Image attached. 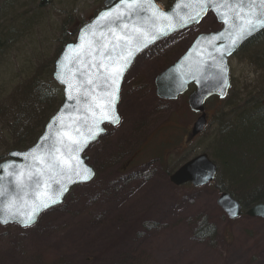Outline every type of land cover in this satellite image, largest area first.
Returning a JSON list of instances; mask_svg holds the SVG:
<instances>
[{"label": "rangeland", "instance_id": "374dc122", "mask_svg": "<svg viewBox=\"0 0 264 264\" xmlns=\"http://www.w3.org/2000/svg\"><path fill=\"white\" fill-rule=\"evenodd\" d=\"M24 1L17 0L15 6L22 7ZM99 3L38 0L43 21L31 33L20 34L25 36L21 37L22 46L11 45L14 50L18 46L13 63L24 67L25 56L34 50L32 72L44 79L45 64H51L55 51L62 46L61 36H71L79 23L95 14ZM217 29L219 25L208 15L198 26L175 34L137 59L122 88V94L126 93L127 83H135L136 93L128 98L129 102L121 94L120 124L107 127L105 137L85 152L97 172L96 178L74 188L63 206L44 214L35 226L23 230L0 226V264H264V221L245 217L228 221L215 209L220 192L215 191L214 184L188 190L174 188L168 181L167 172L172 173L194 155L210 154L208 139L217 128L221 108L208 104L210 124L183 151L192 145L185 157L179 149L184 141L164 155L163 142L156 137L164 133L162 128L170 124L174 128L169 131L179 137L178 131L172 130L177 126L184 134L195 118L183 109L185 98L164 105L145 90L150 80L173 63L197 35ZM253 50L244 48L228 62L232 87L228 99L237 98L240 105L252 102L258 90L264 88V72L249 67ZM16 66L14 72L0 68V95L5 92L4 99L12 95V88H17L22 79L29 81L26 73L18 74ZM164 108L168 111L160 116ZM222 109L227 111L226 107ZM171 141L174 143L176 138ZM138 149L132 168L119 171L127 156ZM6 155L0 150V161ZM204 218L212 220L216 234L213 240L197 241L195 224Z\"/></svg>", "mask_w": 264, "mask_h": 264}, {"label": "water", "instance_id": "95a60500", "mask_svg": "<svg viewBox=\"0 0 264 264\" xmlns=\"http://www.w3.org/2000/svg\"><path fill=\"white\" fill-rule=\"evenodd\" d=\"M117 5L118 0H105L103 9L86 25L93 24L101 13L110 9L112 18H114ZM249 7L251 5L245 3L243 10L246 12ZM254 7L264 11V5L256 3ZM153 9H158L160 13H168L169 15L167 18L156 16V23L153 26L151 23V18L154 16ZM137 12L138 14L129 19L119 21L120 28L111 26V31L117 36L123 35L120 29L127 28L140 37L139 41L132 44L133 54L130 57V62L122 74H119L118 78L115 79V83L112 82L111 78L116 76L117 66H122L127 58L128 42L120 40L121 47L113 50L109 46L108 30L103 31L105 39L100 41L95 53L96 62L98 64L111 63V61L101 60L102 54H111L116 62L106 73L104 68L99 70L109 77L107 83L103 77L93 76L96 83L100 85V88L93 93L75 90L78 82L86 80V76L84 75L85 70L79 64L70 62L81 49L68 47L69 45H80L81 48L87 49L91 38L85 36L83 40L81 39V29H84L86 25L79 29L75 42L63 48L54 63L52 75L55 82L63 88L64 101L62 105L49 119L42 135L32 147L24 152H11L5 161L0 162V165H4L3 168H0V226L16 224L22 228L30 227L37 221L41 213L60 204L70 187L92 180L93 171L86 165L87 159L82 158V154L104 133V125L116 126L119 123V121L112 123L108 119H102L104 115L102 109L107 107L109 114L117 115L123 78L137 56L143 51L179 31L198 25L208 13H211L217 23L221 25V29L215 33L199 35L187 51L155 79L156 95L162 100H175L186 91L188 85L193 84L195 86V91L188 98V107L191 112L199 114L190 133L191 137H195L203 131L207 122V116L203 111L206 101L213 96L219 99L226 96L229 87L228 58L248 39L264 30V27L256 28L233 46L231 36L239 31L235 25L241 23V5L238 0H233L231 4L228 3V0H219L218 5L213 3L211 6L206 5L204 0H199V3L195 0H175L172 6L164 12L152 0L151 4L145 2L137 9ZM197 13H199L198 16ZM234 13L235 15H233ZM191 16H197V18L189 20L188 18ZM185 20L188 22L185 23ZM97 23L102 25L104 20L101 19ZM133 25L137 26L135 30ZM145 30H150L152 33L164 31V34L157 35L156 39L146 42L150 37L145 35ZM101 34L100 31L96 33L97 37ZM111 42L116 43V41ZM136 48L139 50H135ZM117 56L120 57L119 60H116ZM104 89L115 91V100L110 105L105 104V101H110L111 97L108 95V91H104ZM70 95L73 97L71 100L68 99ZM77 97L79 98L77 99ZM54 118L56 119L54 120ZM100 129L102 131H99ZM93 133H95V137L89 139ZM46 135L48 139L42 140L41 138ZM61 137L64 140L63 145L59 143ZM72 141L77 143L72 145L73 150L69 153L68 146L71 145ZM37 145H42V147H36ZM52 146L55 149H61L60 152L54 151L53 155L65 168L64 175H60L59 170L41 173L40 168L36 167L42 157H47ZM13 153L21 155L13 156ZM22 154H27V157ZM69 156L71 157L70 163L74 166L71 171H68L64 164ZM40 167L45 166L41 165ZM30 170L31 173L39 176V187H37L35 180H28ZM18 173L23 175V182ZM83 176L89 178L83 179ZM214 176L215 166L205 154H201L180 167L170 176L169 181L176 187L189 183L194 188H198L212 182ZM57 197L59 202L50 203ZM44 202H49V206L46 208L39 207L31 224L24 226L23 221L27 215ZM216 204L228 219L233 220L239 217L240 207L228 194H221ZM245 215L264 220V205L252 207Z\"/></svg>", "mask_w": 264, "mask_h": 264}, {"label": "trees", "instance_id": "16d2710c", "mask_svg": "<svg viewBox=\"0 0 264 264\" xmlns=\"http://www.w3.org/2000/svg\"><path fill=\"white\" fill-rule=\"evenodd\" d=\"M154 1L168 8L174 0ZM16 3L17 0H4L0 5V68L6 67L9 71L15 68L16 62L13 61L17 59L12 58L18 55L11 45L19 44L20 34L28 24L40 26L43 21L38 0H25L19 8L15 6ZM102 4L103 0H100L96 12L101 10ZM8 20H12L9 26L5 25ZM73 37L64 39L53 61L46 67L44 79L34 76L33 65L24 70L21 63L17 64L18 74L23 76L26 73L29 81L22 79L17 88H12V95L5 96L6 99L5 92L0 95V150L4 153L30 147L41 134L47 120L61 105L62 91L52 81V66L64 44ZM244 48L255 49L249 67L264 72V32L243 44L239 52ZM22 63H25V59ZM236 91L240 90L236 88ZM231 92L232 87L225 100H213L218 110H221L217 116V128L208 139L206 149L216 165L215 191L228 193L245 211L264 203V88L258 90V97L252 98V102L242 105L236 102L237 98L228 99ZM5 100H8L6 104L1 105ZM223 107L227 108L226 112ZM219 214L223 215L221 212ZM211 222L210 218L201 220L194 232L195 240L214 239L216 229Z\"/></svg>", "mask_w": 264, "mask_h": 264}, {"label": "snow or ice", "instance_id": "6c2138e0", "mask_svg": "<svg viewBox=\"0 0 264 264\" xmlns=\"http://www.w3.org/2000/svg\"><path fill=\"white\" fill-rule=\"evenodd\" d=\"M145 2L151 4L152 0H118V5L116 7V15L114 18H112V11L111 9L107 12L101 13L100 17H97V21L103 19L104 24H99L97 21H94L91 25H86L84 29H81V39L85 36L90 37V42L88 44L87 49L81 48L80 45H69L68 47L70 49H76L80 48L81 50L75 54V56L70 61L71 63H76L81 66L85 70L84 75L86 76V80H81L78 82L76 89L78 91H86L88 93H93L95 90L100 88V85L96 83V80L93 78V76H100L103 77L105 83H107L109 77L106 76L104 73H101L99 70L100 68H104L105 73L108 71L110 67L113 66V64L116 62L113 60L111 54H102L100 59L103 61H111V63H97L96 62V56L95 53L98 49V46L100 44V41L102 39H105V36L103 35V31L105 29L108 30V37L109 39V46L115 50L117 47H121L120 40H124L128 42L129 52L127 54V58L124 60V63L122 66H117L116 70V76L112 77V82L115 83V79L118 78L119 74H122L124 68L127 67V64L130 62V57L133 54L132 44L139 41L140 37L135 35L134 31H129L127 28H122L120 31L123 33L122 36H117L115 33L111 31V26H115L116 28H120L119 21H125L132 17L133 15L138 14L137 9L141 7ZM195 2L199 3V0H195ZM205 4L208 6H211V4L215 3L218 5L219 0H204ZM233 0H228V3L231 4ZM238 3L241 5V13H240V20L241 23L235 25L239 29L237 33L231 36L232 44L235 46L241 39H243L246 35L250 34L253 30H255L258 27H264V11H261L259 9H256L254 6L256 3H259L261 5H264V0H238ZM247 3L251 5L245 12L243 10V5ZM203 11V9H201ZM154 16L151 18V23L154 26L156 23L155 17H163L167 18L169 15L168 13H160L158 9H153ZM219 14V13H218ZM199 13H197V16ZM235 15V13L233 14ZM197 16H191L188 19L194 20L197 18ZM188 21L185 20V23ZM136 25H133V29H136ZM143 27V26H141ZM170 30V29H168ZM97 31H100L102 34L97 37L96 33ZM164 31H160L158 33H152L150 30H145V35L150 37L146 42H150V40L156 39L157 35H163ZM219 35V34H217ZM111 41H116V43H112ZM135 50H139L136 48ZM120 57L117 56L116 60H119ZM59 63V61H58ZM62 83L64 81H61ZM104 91H108L107 89H104ZM108 95L111 97L110 101H105L106 105H110L115 100V91H108ZM79 97H77L78 99ZM68 99L71 100L73 97L70 95L68 96ZM102 111L104 112V115L102 116V119H108L112 123H117L119 121L118 115L115 114H109V108H103ZM56 118H54L55 120ZM78 131V130H77ZM99 131H102L100 129ZM95 133L92 134V136L89 137V139L94 138ZM42 140H47V135L45 137L41 138ZM59 143L61 145L64 144V140L61 137ZM76 141H72L71 145L68 146V152L70 153L73 148L72 145L76 144ZM36 147H42V145H37ZM60 152L61 149H55L54 146L50 149V151L47 154V157H42L40 162L36 164L37 168H40V172L44 173L46 171L48 172H55L56 170H59L60 175H64L65 168L62 166L61 162L56 159V157L53 155V152ZM13 156L15 155H21L17 153H13ZM27 157V154H22ZM71 157L69 156V159L67 161H64V164L67 166V170L71 171L74 167L70 163ZM44 165L45 167L41 168L40 166ZM4 165H0V168H3ZM19 174V173H18ZM79 175V173H76ZM21 175V181L23 182V175ZM83 179L89 178L88 176H83ZM29 181L35 180L37 187L40 186V179L39 176L35 173H31L28 177ZM66 190V189H65ZM59 202V198L53 199L50 201V203H57ZM48 207L49 202H44L42 205H38L33 212L27 215V218L24 219L23 225L28 226L31 224L33 217L35 216L36 211L39 210V207Z\"/></svg>", "mask_w": 264, "mask_h": 264}, {"label": "flooded vegetation", "instance_id": "af4514ba", "mask_svg": "<svg viewBox=\"0 0 264 264\" xmlns=\"http://www.w3.org/2000/svg\"><path fill=\"white\" fill-rule=\"evenodd\" d=\"M133 69V68H132ZM162 71V70H161ZM160 71V72H161ZM159 72V73H160ZM158 74H156V76H157ZM154 79H155V77L152 79V80H150V82H149V84L147 85V88H145V90L146 91H148V92H150V94H151V96L155 99V101H157V102H159L160 104H164V105H168V104H171L172 102H170V101H161V100H159V99H157V97H156V94H155V87H154ZM125 82V81H124ZM123 82V85H124V87H125V83ZM123 88V87H122ZM136 84L135 83H127V86H126V90H127V92L126 93H123V94H125V96L124 97H127V98H125V99H128V98H131V97H133V95H135V93H136ZM192 89L193 88H190V89H188V92L186 93V96H184L183 98H185L186 100H185V107H187V104H186V102H187V97H188V94L192 91ZM122 94V93H121ZM123 94H122V96H123ZM121 96V97H122ZM182 98V97H181ZM180 98V99H181ZM132 99V98H131ZM130 99V100H131ZM140 99H143V97H140ZM129 99L127 100V102H129L130 101ZM122 102V98H121V101H120V103ZM167 109H165L164 108V111H160L159 112V115L160 116H163L164 114H166L167 113ZM140 149H138L137 151H139ZM137 154V152H135V153H133L130 157H129V159H133L134 157H135V155ZM129 162H126L124 165H123V167H122V170L124 171V170H128V167H129Z\"/></svg>", "mask_w": 264, "mask_h": 264}, {"label": "bare ground", "instance_id": "6f19581e", "mask_svg": "<svg viewBox=\"0 0 264 264\" xmlns=\"http://www.w3.org/2000/svg\"><path fill=\"white\" fill-rule=\"evenodd\" d=\"M12 23V20H8V22H5V25H10ZM37 26V24L36 23H31V24H28L27 25V28L25 27V29L23 28V32L22 33H24V32H28V33H31L32 31H31V29L33 28V27H36ZM25 36L24 35H22V38H24ZM64 36H61V40H60V44H62L63 43V41H64ZM16 42V41H15ZM19 46H22L23 45V41H22V39L20 40L19 39V44H18ZM17 47L18 46H16V49H15V51H18L17 50ZM58 50V49H57ZM57 50L55 51V53L57 52ZM34 50H31L30 52H28L27 53V55L25 56V66H24V69H27L28 68V66H30V65H33V61L36 59V56H35V54H34V52H33ZM55 55V54H54ZM48 66V64H45V69H46V67ZM200 222H201V220L199 221V222H197L196 224H195V229H194V232L195 231H197V229H198V227H199V225H200ZM204 240V239H203Z\"/></svg>", "mask_w": 264, "mask_h": 264}]
</instances>
